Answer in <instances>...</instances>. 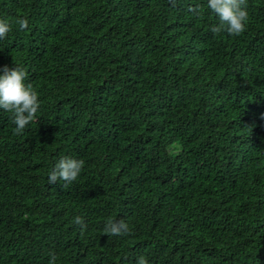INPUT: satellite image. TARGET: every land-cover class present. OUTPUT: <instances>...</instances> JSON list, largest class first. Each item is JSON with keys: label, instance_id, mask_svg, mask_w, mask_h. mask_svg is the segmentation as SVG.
<instances>
[{"label": "trees", "instance_id": "1", "mask_svg": "<svg viewBox=\"0 0 264 264\" xmlns=\"http://www.w3.org/2000/svg\"><path fill=\"white\" fill-rule=\"evenodd\" d=\"M247 12L236 37L207 0H0V69L41 105L22 135L0 109V264H264V0ZM64 156L82 172L48 184Z\"/></svg>", "mask_w": 264, "mask_h": 264}, {"label": "clouds", "instance_id": "2", "mask_svg": "<svg viewBox=\"0 0 264 264\" xmlns=\"http://www.w3.org/2000/svg\"><path fill=\"white\" fill-rule=\"evenodd\" d=\"M174 3V0H173ZM207 8L219 19V24L213 25L210 31L214 35L226 32L231 36L242 35L247 28L248 12L247 0H207ZM190 12L199 15L200 6L192 7ZM15 23L19 30L29 28L26 18H16ZM12 30V25L4 19H0V40ZM0 71V109L13 114L12 122L16 126L14 134L22 135L26 127L36 120L37 113L41 107L38 101V94L33 90L32 85L25 84L28 74L20 67L10 69L4 66ZM84 166L83 160H77L68 156L61 157L53 169L48 173V184H55L63 181V187H67L77 180ZM81 226V231L86 229L82 217L76 216L73 221ZM103 231L110 236H126L130 234V228L124 220H113L109 218L104 224ZM49 264H56L57 257L50 254ZM137 264H148L143 257H139Z\"/></svg>", "mask_w": 264, "mask_h": 264}]
</instances>
